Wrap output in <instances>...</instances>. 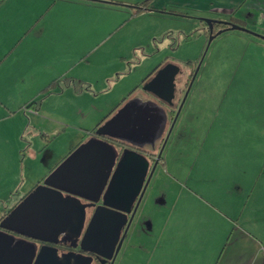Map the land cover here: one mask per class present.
Wrapping results in <instances>:
<instances>
[{
    "label": "rangeland",
    "instance_id": "obj_1",
    "mask_svg": "<svg viewBox=\"0 0 264 264\" xmlns=\"http://www.w3.org/2000/svg\"><path fill=\"white\" fill-rule=\"evenodd\" d=\"M10 1L38 14L29 28H22L24 10H17L9 23L5 11H0V208L15 205L16 199L6 200L24 181L34 189L89 138L119 101L165 62L185 75L198 68L162 151L169 166L182 159L178 149L190 143L189 132L200 130L201 120L212 114L227 117L229 129L244 131L250 138L246 144L254 138L264 153V56L260 48L239 40L243 32L220 34L206 49L201 18L188 9H174L170 0H148L150 13L145 16L132 8L137 0L101 5ZM10 28L22 33L18 44L7 39ZM19 67L33 70L14 74L12 69ZM56 81L50 92H44ZM177 81L182 82L181 76ZM140 90L134 96L142 97ZM179 97L178 92L176 100ZM31 101L34 107L26 105ZM31 111L41 117L33 120ZM167 173L171 174L168 166ZM152 242L145 254L136 249L126 253L123 247L116 264H156ZM195 254L192 250L188 260ZM205 256L199 255L201 264L211 252Z\"/></svg>",
    "mask_w": 264,
    "mask_h": 264
},
{
    "label": "crops",
    "instance_id": "obj_2",
    "mask_svg": "<svg viewBox=\"0 0 264 264\" xmlns=\"http://www.w3.org/2000/svg\"><path fill=\"white\" fill-rule=\"evenodd\" d=\"M60 1L101 5L115 0ZM170 1L174 9H188L200 20L228 22L235 19L243 22L252 32L264 36V0ZM141 2L143 0H137L132 5ZM17 10L25 11L26 16L20 24L22 28H29L37 17V11L26 10L23 4L9 0L0 5V11H5L7 15V23L13 20ZM142 13L145 16L150 11ZM18 31L17 28H10L7 39L18 44L23 36ZM243 33L239 40L260 48L258 51L264 56V39ZM32 70L33 67L12 69L16 75H27ZM134 94L119 101L116 106H121L118 109L128 100L136 98ZM140 98L147 100L144 95ZM26 105L34 107L35 102H27ZM36 112L33 120L41 117ZM212 116L201 120L203 127L200 130L189 132L190 143L178 149L182 159L179 158L171 166L167 161L158 165L128 231L123 246H126V253L136 249L139 254H145L146 245L153 239V247L157 250L156 264H201L199 255L207 258L206 251L211 252L206 264H264L263 150L254 138L246 144L250 138H246L244 131L229 129L231 126L227 117L220 119ZM167 166L171 168V174L167 173ZM157 170L159 176H156ZM160 178L162 182L159 185ZM32 190L24 181L6 202L16 199L17 204ZM149 206L151 209L148 210ZM192 250H196L195 258L188 260Z\"/></svg>",
    "mask_w": 264,
    "mask_h": 264
},
{
    "label": "water",
    "instance_id": "obj_3",
    "mask_svg": "<svg viewBox=\"0 0 264 264\" xmlns=\"http://www.w3.org/2000/svg\"><path fill=\"white\" fill-rule=\"evenodd\" d=\"M201 21L210 34L206 49L216 35L228 30L256 35L230 22ZM214 24L227 28L213 35ZM258 36L264 39V36ZM178 72L177 66L166 64L143 85L142 90L172 104ZM166 122L165 111L155 102L143 101L140 97L128 100L98 126L94 137L76 147L0 221V264H91V255L113 263L143 200L163 147L149 170V162L144 156L135 150L124 149L119 157L111 142L131 146L154 144L162 136ZM99 201L101 204L98 205ZM91 208L93 211L89 214L87 210ZM13 234L50 244L57 243L60 237L73 242L81 237V253L59 255L52 247L36 251L24 241L15 242Z\"/></svg>",
    "mask_w": 264,
    "mask_h": 264
},
{
    "label": "flooded vegetation",
    "instance_id": "obj_4",
    "mask_svg": "<svg viewBox=\"0 0 264 264\" xmlns=\"http://www.w3.org/2000/svg\"><path fill=\"white\" fill-rule=\"evenodd\" d=\"M205 24V23H204ZM205 28H206V31L208 30L207 29V27H206V24H205ZM209 36H210V34H209ZM209 36L207 37V38H209ZM215 37H217V35L215 36ZM214 37V38H215ZM213 38V39H214ZM167 63L165 62V63H163L159 68H157V70H155L151 75H150V77L148 78V80L146 81V82H148L150 79H152L153 77H154V75L156 74V72L158 71V70H160L161 68H163L165 65H166ZM197 71H198V68H196V69H194V70H192L190 73H188L187 75H185L184 74V72L179 68V72H178V74L176 75V77H175V81H174V83H175V90H174V99L172 100V104H168V103H166V102H164V101H162V100H160V99H158V98H156L155 96H153L152 94H150V93H147V92H144L143 90H142V87H143V85L146 83H144L143 85H141V90H140V92L142 93V95H144L146 98H147V100H151V101H153V102H155L156 104H158L164 111H165V113H166V116H167V122H166V126H165V130H164V132H163V134H162V136L160 137V139H158V140H156L155 142H154V144H149V143H145V144H143V145H139V146H131V145H127V144H125V145H123V144H118V143H116V142H111V144H113V146L116 148V151H117V154H118V156L120 157V155H121V153H122V151L124 150V149H132V150H135V151H137L139 154H141L142 156H144L147 160H148V162H149V170L152 168V166H153V164H154V162L157 160V155L159 154V152H160V150L162 149V147H163V143H164V141H165V138H166V136H167V134H168V132H169V129H170V127L172 126V123H173V120H174V118H175V116H176V114H177V111H178V109H179V107L181 106V102L183 101V99H184V96H185V93H186V90H187V88H188V86L190 85V84H192V80H193V78H195V74L197 73ZM195 75V76H194ZM179 76H181V79H182V82L181 81H177V78L179 77ZM194 81V80H193ZM178 86H181V89H179L178 88ZM191 87V86H190ZM178 90H180V91H178ZM180 93V97L176 100V94L177 93ZM147 95L148 96H151L152 97V99H151V97L149 98V97H147ZM175 100H176V102H175ZM186 100V99H185ZM185 102V101H184ZM184 104V103H183ZM183 106V105H182ZM181 109H182V107H181ZM181 111V110H180ZM180 113V112H179ZM115 114V112L111 115V116H109L106 120H108L110 117H112L113 115ZM178 118V117H177ZM105 120V121H106ZM177 120V119H176ZM104 121V122H105ZM103 122V123H104ZM176 122V121H175ZM103 123H101L100 125H102ZM99 125V126H100ZM174 125H175V123H174ZM174 125H173V127H174ZM173 127H172V129H173ZM98 127H96L95 128V130L97 129ZM94 130V131H95ZM94 131L93 132H91L90 133V135H89V138H91V137H94ZM172 131V130H171ZM171 133V132H170ZM170 135V134H169ZM88 138V139H89ZM168 139H169V136H168ZM167 139V140H168ZM166 143H167V141H166ZM166 143H165V145H166ZM165 145H164V147H165ZM164 147H163V149H164ZM163 151V150H162ZM165 161V159L163 160V158H162V153H161V155H160V158H159V161H158V164H157V166H156V168H155V170H154V173H153V175H152V178H153V176H154V174H155V172H156V169H157V167H158V165H163V162ZM152 178H151V180H152ZM150 180V181H151ZM83 203H85V204H87L88 202H86V201H82ZM99 204H101V201H99V203H98V205ZM139 209V208H138ZM93 211V208H91V209H88L87 210V212L90 214L91 212ZM138 211V210H137ZM135 218V217H134ZM134 220V219H133ZM133 223V222H132ZM132 225V224H131ZM131 227V226H130ZM130 230V229H129ZM127 235H128V233H127ZM82 236V235H81ZM13 237L15 238L14 239V241L15 242H18V241H24L27 245H29V246H32V247H34L35 249H36V251H38L39 249H41L42 247L44 248V247H52V248H54V249H56L57 250V254H59V255H62V254H67V253H71V252H73V253H75V254H80L81 253V250H80V240H81V237L78 239V241H76V242H73V241H71V240H67L66 238L64 239V238H58L57 239V243H53V244H50V243H45V242H40V241H35V240H31V239H27V238H24V237H21V236H18V235H14L13 234ZM126 239H127V236H126V238H125V240H124V242H123V245H122V248H123V246H124V243H125V241H126ZM122 248H121V250H122ZM120 250V251H121ZM120 253V252H119ZM85 256H88V254H84ZM119 255V254H118ZM118 255H117V257H118ZM90 256V255H89ZM91 257H92V261H91V264H115V262H116V259H117V257H116V259L114 260V262L112 263V261L111 260H105L104 258H101V257H97V256H95V255H91Z\"/></svg>",
    "mask_w": 264,
    "mask_h": 264
},
{
    "label": "trees",
    "instance_id": "obj_5",
    "mask_svg": "<svg viewBox=\"0 0 264 264\" xmlns=\"http://www.w3.org/2000/svg\"><path fill=\"white\" fill-rule=\"evenodd\" d=\"M4 0H0V5H1V3L3 2ZM148 4H150L149 3V1L148 0H146V1H144V2H142L141 4H139L140 6L138 7H136V5H138V4H136L135 6H133L132 8H134L135 9V13L136 14H138V13H141V12H144V11H147V10H149V6L150 5H148ZM170 14L171 15H174V16H177L178 15V13L177 12H170ZM228 22H230V23H232V24H236V25H239V26H241V27H243V28H245L246 30H248V31H251V30H249L247 27H246V25L243 23V22H240V21H238V20H235V19H230ZM202 24H203V22H201ZM225 28H227V26H225V25H219V24H214V28H213V35H216V33L219 31V30H221V29H225ZM252 32V31H251ZM252 33H254V34H256V35H254V36H256V37H259L258 35V33H255V32H252ZM205 35H206V37H208L209 36V31L207 30V31H205ZM262 36V35H261ZM260 38V37H259ZM162 64H160V65H158V67L157 68H159L160 66H161ZM157 68L156 69H154L143 81H142V83H141V85H143L147 80H148V78L150 77V75L155 71V70H157ZM57 84V81L56 82H51V85H48V87H46L45 89H44V92H50V90L55 86ZM137 89L138 88H135L134 90H132L131 92H130V94H129V96L128 97H130V96H132L136 91H137ZM121 105H118V106H116L114 109H112L103 119H102V121H100L98 124H97V126L96 127H98L101 123H103L109 116H111L114 112H115V110H117L118 109V107H120ZM24 198V197H23ZM21 200V199H20ZM20 200H18V202L20 201ZM17 202V203H18ZM14 206H16V203H15V205ZM14 206L13 207H11V208H7V207H4V208H0V221L6 216V214L8 213V212H10V210H12V208H14Z\"/></svg>",
    "mask_w": 264,
    "mask_h": 264
},
{
    "label": "built area",
    "instance_id": "obj_6",
    "mask_svg": "<svg viewBox=\"0 0 264 264\" xmlns=\"http://www.w3.org/2000/svg\"><path fill=\"white\" fill-rule=\"evenodd\" d=\"M31 113L33 114V113H35L34 111H31Z\"/></svg>",
    "mask_w": 264,
    "mask_h": 264
}]
</instances>
